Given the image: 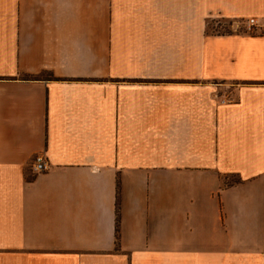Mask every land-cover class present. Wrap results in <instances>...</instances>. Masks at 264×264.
<instances>
[{
  "label": "crops",
  "instance_id": "0c3cea01",
  "mask_svg": "<svg viewBox=\"0 0 264 264\" xmlns=\"http://www.w3.org/2000/svg\"><path fill=\"white\" fill-rule=\"evenodd\" d=\"M0 264H264V0H0Z\"/></svg>",
  "mask_w": 264,
  "mask_h": 264
},
{
  "label": "built area",
  "instance_id": "2783aa9c",
  "mask_svg": "<svg viewBox=\"0 0 264 264\" xmlns=\"http://www.w3.org/2000/svg\"><path fill=\"white\" fill-rule=\"evenodd\" d=\"M257 24L258 23L255 19L248 20L246 23V31L247 32H253L254 27H256ZM33 167H34V170L36 172L42 173V172H45L46 170H48L49 165L43 156H37L35 161H34Z\"/></svg>",
  "mask_w": 264,
  "mask_h": 264
},
{
  "label": "rangeland",
  "instance_id": "374dc122",
  "mask_svg": "<svg viewBox=\"0 0 264 264\" xmlns=\"http://www.w3.org/2000/svg\"><path fill=\"white\" fill-rule=\"evenodd\" d=\"M243 30L245 31L246 30V24L245 26H243ZM214 32H220V33H228V29H219V28H215V31Z\"/></svg>",
  "mask_w": 264,
  "mask_h": 264
},
{
  "label": "trees",
  "instance_id": "16d2710c",
  "mask_svg": "<svg viewBox=\"0 0 264 264\" xmlns=\"http://www.w3.org/2000/svg\"><path fill=\"white\" fill-rule=\"evenodd\" d=\"M116 232H117V237H118V234H119V210H118V218H117Z\"/></svg>",
  "mask_w": 264,
  "mask_h": 264
}]
</instances>
